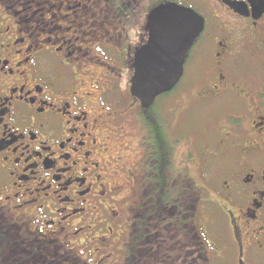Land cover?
<instances>
[{"label": "flooded vegetation", "instance_id": "af4514ba", "mask_svg": "<svg viewBox=\"0 0 264 264\" xmlns=\"http://www.w3.org/2000/svg\"><path fill=\"white\" fill-rule=\"evenodd\" d=\"M164 4L202 26L146 109L134 62ZM154 122L175 150L168 210H192L204 264H264V0H0V264H135Z\"/></svg>", "mask_w": 264, "mask_h": 264}, {"label": "water", "instance_id": "95a60500", "mask_svg": "<svg viewBox=\"0 0 264 264\" xmlns=\"http://www.w3.org/2000/svg\"><path fill=\"white\" fill-rule=\"evenodd\" d=\"M149 19L150 38L135 57L132 80V93L146 109L177 85L187 48L202 26L194 12L171 4L156 8Z\"/></svg>", "mask_w": 264, "mask_h": 264}, {"label": "trees", "instance_id": "16d2710c", "mask_svg": "<svg viewBox=\"0 0 264 264\" xmlns=\"http://www.w3.org/2000/svg\"><path fill=\"white\" fill-rule=\"evenodd\" d=\"M155 140L157 141V174L161 177L154 191L157 195L155 211L148 212L145 228V240L136 254L135 264H204L199 255V245L193 235V213L188 208L168 210L166 204L165 174L174 172V149L162 136L158 122L153 123ZM170 168V169H169ZM172 173V172H171ZM142 254V255H141Z\"/></svg>", "mask_w": 264, "mask_h": 264}, {"label": "rangeland", "instance_id": "374dc122", "mask_svg": "<svg viewBox=\"0 0 264 264\" xmlns=\"http://www.w3.org/2000/svg\"><path fill=\"white\" fill-rule=\"evenodd\" d=\"M193 128H195L194 126H190L189 128H187L189 131H191ZM196 129V128H195ZM182 131V130H181ZM180 130L178 131V130H176L173 134H175V133H177L178 135L180 134V132H181ZM183 131H185V130H183ZM204 145H203V142L199 145V147L201 148V147H203ZM178 150L180 151V154H179V158H182L183 156H185L186 155V152H187V149H185V147L183 146V145H181V147H179L178 148ZM177 165V164H176ZM191 171H192V167H190L189 168ZM193 176H195V177H199V171H197V170H193ZM206 216H205V220L207 221H209V226L210 227H212L211 225H210V221H212L213 219H212V215H208V214H205ZM211 229H213V227L211 228ZM211 229H210V231H211ZM210 252H212L213 253V250L212 249H210ZM207 254H209V251L207 252Z\"/></svg>", "mask_w": 264, "mask_h": 264}]
</instances>
